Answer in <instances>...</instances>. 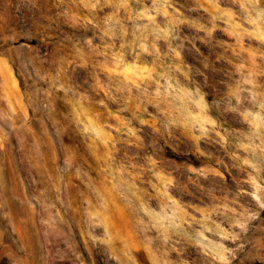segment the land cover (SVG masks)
Wrapping results in <instances>:
<instances>
[{
  "label": "rangeland",
  "instance_id": "obj_1",
  "mask_svg": "<svg viewBox=\"0 0 264 264\" xmlns=\"http://www.w3.org/2000/svg\"><path fill=\"white\" fill-rule=\"evenodd\" d=\"M0 264H264V0H0Z\"/></svg>",
  "mask_w": 264,
  "mask_h": 264
}]
</instances>
